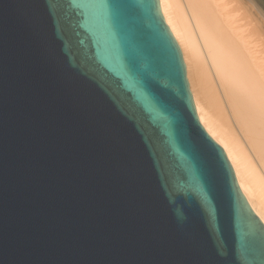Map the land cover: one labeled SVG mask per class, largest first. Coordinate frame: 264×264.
<instances>
[{"label": "water", "instance_id": "1", "mask_svg": "<svg viewBox=\"0 0 264 264\" xmlns=\"http://www.w3.org/2000/svg\"><path fill=\"white\" fill-rule=\"evenodd\" d=\"M0 264H264L158 0H0Z\"/></svg>", "mask_w": 264, "mask_h": 264}, {"label": "bare ground", "instance_id": "2", "mask_svg": "<svg viewBox=\"0 0 264 264\" xmlns=\"http://www.w3.org/2000/svg\"><path fill=\"white\" fill-rule=\"evenodd\" d=\"M197 118L264 225V0H158Z\"/></svg>", "mask_w": 264, "mask_h": 264}]
</instances>
